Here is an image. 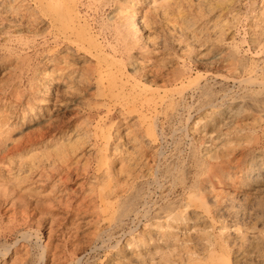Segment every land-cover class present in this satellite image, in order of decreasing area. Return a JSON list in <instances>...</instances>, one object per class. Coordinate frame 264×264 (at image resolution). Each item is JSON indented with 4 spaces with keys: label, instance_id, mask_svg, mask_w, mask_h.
Instances as JSON below:
<instances>
[{
    "label": "rangeland",
    "instance_id": "rangeland-1",
    "mask_svg": "<svg viewBox=\"0 0 264 264\" xmlns=\"http://www.w3.org/2000/svg\"><path fill=\"white\" fill-rule=\"evenodd\" d=\"M12 1L15 3H13ZM82 1L84 6H81V15H84L87 18L89 24L91 25V27H93L92 31H94L95 34L97 33L99 35V38L101 39V41H103L104 44L106 43L105 45L107 52L103 53L102 55L104 57L108 56L107 57L108 60H112L110 62L113 61H114L113 63L117 62L115 63L117 65L120 63L119 64L120 70L123 69L124 71L127 68L125 70L127 71V74L129 73V75H131L133 79L135 78L134 80L136 82H138L139 80L140 83L138 84H140L141 86H143L144 84H146L144 86H148L150 84L149 86H152L154 88L159 87L160 89H163L164 87L165 88L168 87L167 89H170V91L173 89L175 90L176 88H179V85L181 84H177V85L175 84L173 86H170L169 84H167L168 82L166 79L171 78L172 76L177 74L179 75L182 72L186 74V80L184 79V81L187 82L186 83L187 87L190 85L193 86V84L198 83V81L201 82L202 84H205L208 81V83L215 89V90L213 89L214 92L218 93V94L216 93L217 95L216 97L219 99L217 101L218 102L221 101V103L227 102L225 103L226 105L223 104L221 107L219 106L220 108L216 109L215 110L216 112L213 114L210 108L209 109L206 108L205 109L206 111L203 110L202 112L197 113L196 108L199 107L198 106L199 100L200 98L203 97H200L198 95L199 98H197L196 95V97L193 98L192 92H188V94H186L185 96V102L183 99L179 100L180 102L182 101L183 104L181 103L179 108H177L176 112L178 113H175L176 117L174 116V118L168 119L164 115H160V127H159L161 128L160 132L161 131L163 132L164 130V132L160 134L161 136L158 134L156 136H153L152 132L146 134L147 130L145 129L146 131H144L140 127L144 124V122L147 119L151 121V119H153L152 115L154 114L153 110L147 111L146 105L149 104L148 102H145V100L127 101L126 104V100L124 99V96L117 94L112 95L109 92V90L100 87L102 85L96 76H98L97 74L98 71L101 70L103 71L104 68L106 69V64H103L102 67H98L96 65L98 63L97 62L98 60L96 61V59L94 58L91 59L85 52L79 51L77 46H75L74 44H72V47L53 46L54 51L52 53L49 52L50 54L47 53L48 51H46L45 48L47 47L48 43L46 42L47 40H49V42H52L53 39L51 32L53 31V29L51 28L52 26H50L49 21L47 19L42 18L41 21L40 20L34 21L33 18H31L32 15H30L29 11L31 9L32 0L30 1L22 0V3L21 0H17V1L0 0V111H1L0 120L7 115L6 113L14 112L13 116L10 118L13 123L12 122L9 123L11 124V126L14 127L12 136L14 137L16 136V138L26 137L25 135L27 134L36 136L39 134L37 133L38 131L42 130L41 131L42 133L45 132V130L46 131L52 130L51 132H58V133L60 132V134L62 135L65 134L64 135L65 137H71L73 139L79 137L82 140V141L80 140L81 142L78 143L79 144L78 147L80 146L79 148L80 151L78 149L75 155L71 154L72 157L70 156L69 158H65L64 161L62 160L60 162L59 161L56 162V164H58L56 165L58 171H56V169L54 168L49 169V175L51 174V176L53 177V178L51 177L50 180L51 182L49 183L53 184L56 180L59 179L58 176L59 173H61L60 175H62V172H64L63 170H66L67 166L70 167L71 165L72 167L70 168L71 175L69 174V177L71 179H68L67 182L65 176L66 181L62 183L61 189H64L66 187L64 190H66L67 193H69V195L72 196L74 195L73 198L74 199L76 198L77 202L83 200V204H82L83 206H81L82 211L81 210L78 211L79 213L76 211L67 213L65 212L66 210L63 209L61 211L59 210L55 211L54 209L48 210L47 207L44 206V210H43L44 213L43 212H42L43 214L37 213V215L33 216L30 223L31 225L29 224V226L27 228H24L23 231L31 232L34 231L37 227H39L40 229L39 236H41L42 241L46 242L48 238L49 224L52 222L50 220L53 219L52 217L53 215L55 216V218H57L55 219L56 222H54L55 223L54 225L56 226L55 228L57 230L55 234L56 237H54V239H55V243L58 244L57 245L58 247L54 249V251L52 252L56 254V258L54 261H51L50 253H49L46 264H54V263L70 264L72 260L76 259L75 252L77 249H78L77 253L79 252V254H81V252H83L84 257L82 260V264H114V263L140 264V262L137 261L138 250L135 249L134 251L125 252V250L122 251L120 250V246L122 245L124 246L126 240L130 239L132 235H135L138 232L140 233V231L142 232L143 229H146L145 219L142 217L141 213H138L137 215V211L142 209V201H136V203L134 204L136 207V211L127 213V215L124 216L125 218L124 217L122 218L120 224L115 222V218L117 215H119L121 210L120 203L119 200H117L116 198V200L114 199H112L113 201L110 200L113 203V206L110 204L107 207L102 204V200L104 199V201H106L107 199L106 197L102 198L100 196L102 192L105 193L107 190L106 186L101 181L103 175L102 173L105 172L104 170H109L111 171L114 178L119 174V177L117 178L120 179L121 182H123V180L126 182L127 179H124L123 176H125V178L127 177L126 173L128 171L127 170L128 168H125L124 166V170L122 172L121 171L122 169L120 167L122 162H124V160L126 162L125 164L131 168V171L132 170L134 171L133 175L134 177L136 176L135 179L137 178L136 181L138 183H140L141 181L143 182V180L145 181V179L147 180L146 176L142 178L139 176H143V174L148 173L149 170H150L149 175L151 174L153 175L157 167L160 170H162L163 168H165L166 166H170L171 164V167L174 168L173 171L177 173L175 171V170L179 171L178 169L175 168L177 167V164H179L177 162L181 163V161H183L182 159L187 157L190 151L188 148L190 146V142H194L196 144L197 150L200 152V155L205 157L208 155L209 151H211V153H215L219 149L220 150L224 149V151H226L229 148H231V150L232 149L234 150L235 149L234 147H236L234 151L232 150L234 152V153L232 152L233 155L236 156L231 155V158L233 157L236 158L234 161L236 163L233 162L234 164L232 163L230 164L231 166L229 165V167H231L230 169L231 173L233 174V171H235L234 174L235 173L241 174V173H246L248 170V172L250 171L251 173L250 182H252V179H255L256 175L258 174V171L260 169H264V163H262L264 162V117L262 120H260L261 114L264 115L263 112L264 102L262 104L260 103L258 107L257 105H254L256 102L254 100L255 97L258 98V96H261V94L259 93V91L262 90L261 85L258 86L259 85L258 82L255 83L253 89L254 91H257L258 89V91L252 95L250 93L247 94V91L251 89V86H247L245 82L243 84L242 80L248 78L250 75H256V74H257L256 75L257 80L259 77L262 76L261 77L262 79L259 78L258 81L264 80V70H263L264 69V64H263L264 63V31H263L264 30V26H263L264 0H229V1L228 0H224V1L223 0H168V1L157 0L159 6H157V4L156 6L152 5V2L154 0H82ZM165 2L167 4H164ZM7 6L8 7L10 6V8H8ZM14 8H16V11L14 10ZM134 8H136L137 10L139 9L138 19L142 24H143V16L146 12L150 19H149V23L147 24L145 23L146 29L143 28L144 31L143 36L145 41L136 42L137 45L136 43H134L130 51L132 57L131 56L128 57L127 54L124 55L119 54L120 52H122L121 51L122 49L120 50V48H122L123 44L121 43V41L119 42L117 41L119 43V44L116 43L117 45L114 44L117 40L115 39L116 36L115 33L117 26L125 21L124 20L126 19L125 16H130L129 14L132 13ZM1 12L2 13L5 12V13L2 14ZM26 12L29 14V16ZM123 12L125 13V16ZM21 13L23 14L24 17H22ZM18 14L20 15L18 16ZM103 24L105 26H103ZM260 26H262L263 28ZM37 28L41 29L40 32L41 31L42 32L38 36H34L35 35L34 32L38 30ZM151 36H153V38ZM117 37H119V34L116 36V38ZM108 42L110 45L108 44ZM142 43H144L146 47ZM107 54H110L113 57ZM256 62L259 64H257ZM242 64L244 65V67ZM255 70L257 71V73ZM261 70L263 72H261ZM51 71H53L56 74L57 78H60V81L59 79L58 80L56 79L53 83V86L50 89V92L48 93L49 96H46L47 98H42L45 97L43 95H46L45 92L46 81ZM234 76L237 78L236 81L234 80L235 79ZM88 80L90 82H88ZM161 82L163 83L165 82V83L163 84ZM215 82L217 83L214 86ZM240 82H242L241 83L242 85L240 84ZM105 85H107V80L104 79V86ZM97 87L99 88V90L101 89L102 91L103 90L106 91L100 92L98 91ZM188 88L187 91L189 90ZM224 88L227 89L225 90ZM56 92L57 94L55 95ZM226 93H228V98L226 97L222 99ZM238 94L241 95V97ZM56 96L57 97L59 96L60 98L59 101L57 100L58 98H56ZM231 96L234 98H232ZM41 98L46 103L43 106V108L38 106V102L39 100H41ZM55 100H57L58 102ZM253 100H254V104H253ZM248 101L251 103H249ZM188 102L189 103L192 102V105L194 106H192ZM143 106H146V108L144 109L142 118H140L138 117V114L134 112V110L138 108L143 109L144 108ZM188 106L190 107L192 106L191 109L194 112L193 113L194 118L189 123H187V116H188L187 112L189 111L186 110L188 109L186 108ZM246 107L248 109H246ZM243 110L245 112H243ZM50 113L51 115L48 116V114ZM146 114H147V119L145 120V118L143 117ZM179 114L181 116L184 114L185 116L183 115L182 116L183 118L182 117L180 118ZM206 115L208 116L205 117ZM50 116L52 117V120L48 123L46 119ZM24 117L26 118L25 119L26 124L20 125V127L19 126L15 127L14 125L18 121L19 124H21V121H23ZM199 117H200V121H199ZM253 117L257 121L258 120L261 121V123H259L260 125H257L256 120ZM177 118L180 120H178ZM185 121L187 125H185ZM196 121H199L200 123ZM208 121L210 122L208 123ZM177 122L178 124H176ZM180 122H182L183 125H181L182 123ZM45 123H47V125ZM243 124H245V126H243L242 128ZM246 124H247V128H246ZM39 127H42V129ZM43 129L45 130L43 131ZM132 130L135 133L133 132L134 134L132 133V135L129 136L127 133L128 131H132ZM138 131L139 132L141 131L142 134L141 132L139 133ZM133 135L138 136L137 141H133L134 139L132 138ZM127 136H129L130 138ZM140 136H142L143 138L141 137L142 139H140ZM201 141H203L204 143ZM130 143H132V145L134 144V146L136 147H133ZM231 143L232 144L234 143L233 146ZM239 144L241 145L239 146ZM135 148L138 150V151L136 150L137 152L135 150L133 151V149ZM139 148H142L144 150L142 149L139 150ZM157 148L159 152L157 151L155 153L154 151L157 150ZM130 149L133 151V152L131 151L132 154H134L133 156L131 153L130 154L128 153L130 152ZM101 150L104 152L107 151L106 155L111 160L110 167L107 166L106 164L103 165L101 164L102 163V160H100ZM152 151L154 153H152ZM134 152L137 154H135ZM81 153L84 155H82ZM152 154L155 155V157ZM125 155L128 156L126 157ZM130 155L132 158L135 156V158L132 159ZM125 157L127 159L130 157L129 158L131 159L130 162L133 161L132 162L133 164L130 163L129 160H126ZM160 158L162 160H160ZM158 160L161 162H159ZM145 161L146 162L149 161L150 165L149 163L146 164ZM129 164L131 165L129 166ZM136 164H138L139 166ZM60 167L61 169H59ZM99 168H102V170L98 172ZM116 168H118V170L120 168L118 173H115L117 172ZM52 169L53 171H51ZM114 169L115 171H113ZM100 176L101 178H99ZM122 177L123 180L121 179ZM118 179L115 178V180ZM95 180L99 181L100 183L99 184L96 183L97 186L95 185L96 187L94 186L95 188L91 190L92 186L95 184ZM125 182H123V184ZM92 183L93 185H91ZM89 187L91 188L89 189ZM127 187L128 186H126V189ZM129 188L130 186L128 187L127 190L124 191L123 194L125 196L130 194L131 189ZM90 190L94 193L90 194L91 192ZM154 190L156 193L155 192L153 193ZM44 191L49 192L50 191L49 187L47 186ZM70 192H72L73 194H70ZM150 192H152V196H151V198L153 197L151 199L152 202L158 201V203L156 204L157 207L155 206L153 207V209L156 208V211L158 210L157 212H161L160 213L161 216H164V214L162 215L163 211L160 210L161 206L165 205L164 202L160 201L159 194L161 193V191L158 190L155 186H151ZM179 192L175 194L176 198L182 196L181 195L182 191L180 193ZM263 192L261 194V197L263 196L262 203L264 202ZM76 193L78 194V197ZM94 195L97 196L95 197ZM90 197L92 198L94 197V198L92 199ZM85 198L87 199L85 200ZM114 201H116V204L118 206L114 203ZM137 203L139 204L137 205ZM160 203L162 204L160 205ZM250 205H251L250 202H247L245 205H243V207H241L242 209L241 208L238 209L240 211L237 214L238 220L236 218V215H232L234 213L231 214L232 216H234V218L231 215H228L229 217L228 216L226 218L222 217L223 218L222 219L219 218V215L213 212L211 214L204 213V215L202 214L201 216H198V219L193 218L191 219L192 221L190 220L188 221L189 224L188 223L181 224L178 229L174 230V233L175 232H176L175 234L178 233V237H179L174 247H176L178 251H183L186 245L191 244V250L192 248H195L194 251L197 250V252H199L198 249H201L205 245L204 241L207 243V239H211V238L213 240L217 239L216 243H219L221 241L220 244H224V241H226L228 237H230L231 239H229V241L231 240L230 242L232 243V238L234 239L235 237L233 233L234 231L233 229H236L235 228L236 226H234L233 229L231 228L233 231L232 230L228 231V229L223 230L222 226L227 223H228L227 225H230L231 223L233 224L235 223L233 221L237 220L239 222L237 221L236 222L239 225H241V227L243 226L241 228L242 231L248 232L249 240H247L246 243V246L248 248L246 246L245 247L248 250H255V248L257 249L256 251H259L261 249L263 250L264 249V226H263L264 205L262 204L261 206H258L257 203L252 208ZM255 206L257 208L254 209ZM249 208L251 209V211L253 210L252 216L254 218H252V220L247 219L248 216L242 218V213L249 210ZM259 208H261V211ZM156 211L154 210L153 212L154 215L155 213H157ZM75 212L78 215H76ZM255 212H258L259 214L262 213V215H259L261 219L258 216L256 217L257 213ZM76 216H78L77 218H79L80 220L84 221L82 223L84 225H80L82 227L79 228V230H81L79 231V235H78L79 237L77 236L76 238H73L75 231H72L68 227H70V221L74 219ZM193 216L194 215H192V217ZM2 218H1L2 221L0 222L1 245L7 243L6 239H8V236L6 235V233L7 234L9 233L6 230L8 222L6 221L5 217ZM241 219L244 220L242 221ZM247 220L248 221L250 220L249 223ZM252 221L255 227H257L254 228V230L252 228H247L244 226L245 225L244 223H246L248 226L249 224L252 225L253 224L251 223ZM114 223H116L118 227H116ZM120 225H122L123 227ZM136 225L138 226L137 228H135ZM196 225L199 227H197ZM88 230H90L91 232ZM131 230H133L134 234H131ZM227 232H231L233 233V235L230 236L227 235L226 237L225 235L227 234ZM204 234L207 236H205ZM211 234L217 236L213 237ZM223 234L225 237L223 236ZM18 235L19 234L17 235L13 234V238L8 240V243L9 244L14 243ZM250 235L252 236V238ZM34 236H32L31 241L28 242L25 240L24 242H22L24 246L22 245L19 247L20 248L19 252L21 254L19 257L20 260L18 259L15 264L38 263L41 248H39V246L36 244V240H35L36 237ZM98 236H100V238ZM210 236L212 237L210 238ZM205 237L207 238L205 239ZM189 238H191V241ZM223 238H225L226 240L225 239L223 240ZM181 239L182 241H180ZM183 239L186 241L184 242ZM119 241L121 242V244L120 246L116 247V245L118 244L117 242ZM163 243L161 242V245ZM183 244L185 245L184 247ZM199 244L201 245L199 246ZM164 245L165 243L163 244V246ZM251 245L254 247H252ZM230 250H231L230 248H227L225 253L229 254L232 257L230 258L233 264H238L234 256L235 254L233 249L231 251ZM117 253L119 254L117 255ZM221 253L222 252L220 250L217 251L216 252L217 257ZM233 260L235 263L233 262ZM0 264H6V263H4L3 259H0ZM209 264H222V263H219L217 259L216 263L210 262Z\"/></svg>",
    "mask_w": 264,
    "mask_h": 264
},
{
    "label": "bare ground",
    "instance_id": "bare-ground-1",
    "mask_svg": "<svg viewBox=\"0 0 264 264\" xmlns=\"http://www.w3.org/2000/svg\"><path fill=\"white\" fill-rule=\"evenodd\" d=\"M17 1V0H16ZM30 1V0H29ZM163 1V0H162ZM168 1V0H165ZM224 1V0H223ZM229 1V0H228ZM13 2V1H12ZM26 2V1H25ZM106 2V1H105ZM179 2V1H178ZM177 2V3H178ZM233 2V1H232ZM15 3V2H13ZM22 3V0H21ZM20 3V5H21ZM30 3V2H29ZM85 3V2H84ZM93 3V2H92ZM97 3V2H96ZM130 3V2H129ZM171 3V2H170ZM168 3V4H170ZM173 3V2H172ZM123 4V3H122ZM127 4V3H126ZM159 6L158 5V1L154 0L152 2L153 6ZM164 4H167L166 2ZM181 4V3H180ZM209 4V3H208ZM214 4V3H213ZM220 4V3H219ZM19 5V6H20ZM177 5V4H176ZM215 5V4H214ZM235 5V4H234ZM18 6V5H17ZM25 6V5H23ZM81 6L83 5V1L82 0H32V4H31V9H30V15L31 18H33L34 21L43 19H47L49 21L50 26H52L51 28L53 29V31L51 32L52 34V42H49V40H47L46 43L47 47L45 48L46 51L49 52H53L54 51V47L60 46V47H64V46H71L72 44H74L75 46H77L79 51L85 52L91 59H96V61L98 62L96 65L98 67H102L103 64H106V69L104 68V70L102 71H98V76H96L98 78V80L100 81L101 85L100 87L105 88L107 90H109V92L114 95H122L124 96V99L126 100V104L127 101H144L148 102L149 104L146 105L147 106V111H154V114L152 115L151 121H149L147 119V114L143 117L145 118V122L144 124L140 127L142 128L144 131H146V134H149V132H152L153 136H156L157 134L160 135L163 132L161 130L160 127V115H164L166 118L170 119V118H174L175 113L177 111V108H179V106L181 105V103L183 104V102L179 101V100H184L185 102V96L186 94H188V92H192V97H196L197 98L198 95L200 97L199 100V107L196 108L197 113L202 112L203 110H205L206 108H210V110L212 111V114L215 113L216 109H219L223 104L227 103V102H222L221 101H217L219 100L216 96V93L214 92V88L208 83V81L205 84H202L201 82L198 81V83H194L193 86H188L187 87V82L184 81V79L186 80V74L185 73H180L179 75H174L171 78L166 79L167 80V84H169L170 86L173 85H177V84H181L179 85V88H176L175 90H171L167 89L168 87H164L163 89L158 88H154L152 86H144L146 84H144L143 86H141L138 80V82H136L133 77L131 75H129V73L127 74V71H123L119 69V64H115L113 62H110L112 60H108V56L104 57L102 54L106 53V43L104 44L103 41H101V39L99 38V35L94 31H92L91 25L89 24L87 18L84 15H81ZM132 6V5H131ZM175 6V5H173ZM213 6V5H212ZM221 6V5H220ZM231 6V4H230ZM8 7V6H7ZM14 7V6H13ZM136 7V6H135ZM218 7V6H217ZM10 8V6L8 7ZM12 8V7H11ZM20 8V7H19ZM23 8V7H22ZM212 8V7H211ZM216 8V7H215ZM102 9V8H101ZM166 9V8H165ZM189 9V8H188ZM13 10V9H12ZM11 10V11H12ZM14 10L16 11V8H14ZM13 10V11H14ZM19 10V9H18ZM139 10V9H138ZM138 10L136 8L133 9L132 13L129 14L130 16H124L126 17V19H124L125 21L121 24H117V28H116V36L119 34V37L115 39L116 43H118L119 41H121V43L123 44L122 48H120V50L122 52H120L119 54L124 55L127 54L128 57L131 56V49L134 43L136 42H144V36H143V28L146 29L145 23H149V16L147 15V12L144 14L143 16V24L140 22V20L138 19ZM148 10V9H147ZM163 10V9H162ZM181 10V9H180ZM179 10V11H180ZM210 10V9H209ZM207 10V11H209ZM220 10V9H219ZM12 11V12H13ZM14 11V12H15ZM24 11V10H23ZM153 11V10H152ZM10 12V11H8ZM7 12V13H8ZM22 12V11H21ZM127 12V11H126ZM162 12V11H161ZM164 12V11H163ZM168 12V11H167ZM2 13V12H1ZM5 13V12H3ZM2 13V14H3ZM20 13V12H19ZM27 13V12H26ZM122 13V12H121ZM17 14V13H16ZM22 14V13H21ZM28 14V13H27ZM162 14V13H161ZM180 14V13H179ZM264 14V13H263ZM20 14H18L19 16ZM12 16V15H11ZM29 16V14H28ZM166 16V14H165ZM168 16V14H167ZM263 16V15H262ZM22 17L23 14H22ZM119 17V16H118ZM121 17V16H120ZM259 17V16H258ZM261 17V16H260ZM264 17V16H263ZM2 18V17H1ZM15 18V17H14ZM20 18V17H19ZM26 18V17H25ZM156 18V17H155ZM5 19V18H3ZM11 19V18H10ZM16 19V18H15ZM22 19V18H21ZM152 19V18H151ZM168 19V18H167ZM194 19V18H193ZM264 19V18H263ZM13 20V19H12ZM29 20V19H28ZM122 20V18H121ZM189 20V19H188ZM196 20V19H195ZM46 21V20H45ZM264 21V20H263ZM18 22V21H17ZM154 22V21H153ZM160 22V21H159ZM28 23V22H27ZM30 23V22H29ZM169 23V22H168ZM186 23V22H185ZM190 23V22H189ZM259 23V22H258ZM262 23V22H261ZM152 24V22H151ZM167 24V23H166ZM171 25V24H170ZM48 26V25H47ZM103 26H105L103 24ZM111 26V25H108ZM107 26V27H108ZM190 26V25H189ZM264 26V25H263ZM46 27V26H45ZM44 27V28H45ZM95 27V26H94ZM106 27V29H107ZM193 27V26H192ZM262 27V26H260ZM35 28V27H34ZM39 28V27H38ZM37 28V29H38ZM187 28V27H186ZM263 28V27H262ZM43 29V28H42ZM149 29V28H148ZM158 29V28H157ZM261 29V28H260ZM41 29H38L34 32V36H38L41 32ZM115 30V29H114ZM178 30V29H177ZM99 31V30H98ZM172 31V30H171ZM264 31V30H263ZM112 32V31H111ZM114 33V32H113ZM206 34V33H205ZM204 34V36H205ZM108 35V34H107ZM114 35V34H113ZM193 35V34H192ZM191 35V36H192ZM114 37V36H113ZM153 38V36H151ZM155 38V37H154ZM114 39V38H113ZM112 39V40H113ZM214 39V38H213ZM118 41V42H117ZM162 41V40H161ZM147 43V42H146ZM145 43V44H146ZM109 44V42H108ZM119 44V43H118ZM144 45V43H142ZM110 45V44H109ZM117 45V44H116ZM137 45V43H136ZM189 45V44H188ZM191 45V44H190ZM54 46V47H53ZM135 46V45H134ZM145 46V45H144ZM160 46V45H159ZM166 46V45H165ZM141 47V46H140ZM143 47V46H142ZM146 47V46H145ZM257 47V46H256ZM76 48V47H75ZM203 48V47H202ZM119 49V48H118ZM117 49V52H118ZM160 49V48H159ZM184 49V48H183ZM77 50V51H78ZM111 50V49H110ZM119 50V51H120ZM134 50V49H133ZM76 51V50H75ZM146 51V50H145ZM148 51V49H147ZM151 51V50H150ZM156 51V50H154ZM74 53V52H73ZM50 54V53H49ZM262 54V53H261ZM59 55V54H58ZM110 55V54H107ZM116 55V54H115ZM126 55V56H127ZM150 55V54H149ZM103 56V57H101ZM112 56V55H110ZM76 57V56H75ZM113 57V56H112ZM132 57V56H131ZM82 58V57H81ZM116 58V57H115ZM113 59V58H112ZM231 60V59H230ZM117 61V60H116ZM134 61V60H133ZM251 61V60H250ZM237 62V61H236ZM126 63V62H125ZM240 63V62H239ZM244 63V62H242ZM257 63V62H256ZM255 63V64H256ZM54 64V63H53ZM122 64V63H121ZM259 64V63H257ZM264 64V63H263ZM243 65V64H242ZM246 66V65H245ZM250 66V64H249ZM256 66V65H255ZM97 67V68H98ZM239 67V66H238ZM244 67V65H243ZM257 67V66H256ZM54 68V67H53ZM121 68V66H120ZM55 69V68H54ZM64 69V68H63ZM99 69V68H98ZM248 69V68H247ZM251 69V68H250ZM263 69V68H262ZM52 70V69H51ZM79 70V69H78ZM94 70V69H93ZM158 70V69H157ZM156 70V71H157ZM260 70V69H259ZM264 70V69H263ZM54 71V70H53ZM51 71V73L49 74L47 81H46V88H45V92L46 95H43L45 97L42 98H47L46 96H49L48 93L50 92L51 87L53 86L54 81L60 78H57L56 74ZM89 71V70H88ZM256 71V70H255ZM50 72V71H49ZM48 72V73H49ZM83 72V71H82ZM94 72V71H93ZM145 72V71H144ZM180 72V71H179ZM184 72V71H183ZM247 72V71H246ZM261 72H263L261 70ZM76 73V72H75ZM154 73V72H153ZM254 73V72H253ZM257 73V71H256ZM58 74V72H57ZM64 74V73H63ZM88 74V73H87ZM86 74V75H87ZM94 74V73H93ZM163 74V73H162ZM260 74V73H258ZM60 75V74H59ZM139 75V74H138ZM156 75V74H155ZM206 75V74H205ZM243 75V74H242ZM257 75V74H256ZM256 75H250L248 78L242 80L243 84L244 82L247 84V86H251V89L248 90L250 92L247 91V94H255L257 91H254L253 86L255 83L258 82V86L261 85L262 90L259 91V93L261 94V96H258V98L255 97V104H254V100H253V104L257 105V107L259 106V104L264 102V80L263 81H258ZM61 76V75H60ZM59 76V77H60ZM70 76V75H69ZM88 76V75H87ZM248 76V75H246ZM259 76V75H258ZM62 77V76H61ZM135 77V76H134ZM159 77V76H158ZM232 77V76H231ZM230 77V78H231ZM235 77V76H234ZM70 78V77H69ZM90 78V77H88ZM107 78V79H106ZM153 78V77H152ZM160 78V77H159ZM158 78V79H159ZM191 78V77H190ZM206 78V76H205ZM104 79L107 80V85L104 86ZM155 79V78H154ZM234 79V78H233ZM236 77H235V81H236ZM242 79V78H241ZM262 79V78H261ZM66 80V79H65ZM84 80V79H83ZM90 80V79H89ZM88 80V82H90ZM97 80V81H98ZM151 80V79H150ZM149 80V81H150ZM190 80V79H189ZM71 81V80H70ZM73 81V80H72ZM87 81V80H86ZM152 81V80H151ZM155 81V80H153ZM81 82V81H80ZM96 82V81H95ZM239 82V81H237ZM240 82V84L242 83ZM66 83V82H65ZM72 83V82H71ZM148 83V82H147ZM152 83V82H151ZM163 83V82H161ZM165 83V82H164ZM163 83V84H164ZM217 82L214 83V86ZM56 84V83H55ZM67 84V83H66ZM95 84V83H94ZM234 84V83H233ZM239 84V83H238ZM76 85V84H75ZM89 85V84H88ZM99 85V83H98ZM156 85V84H155ZM162 85V84H161ZM242 85V84H241ZM58 86V84H57ZM159 86V85H157ZM164 86V85H163ZM169 86V87H170ZM246 86V85H245ZM257 86V88H258ZM88 87V86H87ZM156 87V86H155ZM224 87V86H223ZM234 87V86H233ZM256 87V86H255ZM65 88V87H63ZM98 88V87H97ZM187 88L189 89L187 91ZM238 88V87H237ZM244 88V87H243ZM248 88V87H247ZM250 88V87H249ZM260 88V87H259ZM58 89V87H57ZM214 89V90H213ZM225 89V88H224ZM227 89V88H226ZM225 89V90H226ZM230 90V89H229ZM241 90V87H240ZM243 90V89H242ZM247 90V89H246ZM245 90V91H246ZM256 90V88H255ZM62 91V89H61ZM100 92H104L106 90H99ZM234 91V90H233ZM93 92V91H92ZM226 92V91H225ZM232 92V91H231ZM243 92V91H242ZM238 93V92H237ZM244 93V92H243ZM57 94V92L55 93V95ZM59 94V93H58ZM218 94V93H217ZM240 94V93H239ZM238 94V95H239ZM60 95V94H59ZM63 95V94H62ZM61 95V96H62ZM73 95V94H72ZM110 95V94H109ZM221 95V94H220ZM224 95V94H223ZM231 95V94H230ZM19 96V95H18ZM66 96V95H65ZM70 96V95H69ZM236 96V95H235ZM241 97V95H239ZM238 96V97H239ZM53 97V96H51ZM228 98V93H226L222 99L224 98ZM232 97V96H231ZM230 97V98H231ZM237 97V98H238ZM243 97V96H242ZM247 97V96H246ZM41 98V100H39L38 102V106L42 107L46 104L44 102V100ZM56 98H58L57 100L59 101V96ZM75 98V97H74ZM191 98V97H190ZM234 98V97H232ZM231 98V99H232ZM55 99V98H54ZM187 99V98H186ZM203 99V100H202ZM221 99V100H222ZM236 99V98H235ZM245 99V98H243ZM55 100V101H57ZM73 100V99H72ZM191 100V99H190ZM250 100V99H249ZM38 101V100H37ZM57 101V102H58ZM62 101V100H60ZM70 101V100H69ZM188 101V100H187ZM228 101V100H227ZM235 101V100H234ZM56 102V103H57ZM249 102V101H248ZM187 103V102H186ZM189 103V102H188ZM251 103V102H249ZM119 104V103H118ZM131 104V103H130ZM189 104L192 105V102H190ZM197 104V103H196ZM55 105V104H54ZM57 105V104H56ZM63 105V104H62ZM226 105V104H225ZM146 106H143L144 108H138L135 109L134 112H136L138 114V117L142 118L144 109L146 108ZM184 106V105H183ZM187 106V105H186ZM194 106V105H192ZM191 106V107H192ZM197 106V105H196ZM220 106V107H219ZM245 106V105H244ZM261 106V105H260ZM54 107V106H53ZM65 107V106H64ZM190 106L186 107L188 109L189 112H187L188 116H187V123H189L193 118H194V112L191 109ZM63 108V107H62ZM223 108V107H222ZM225 108V107H224ZM255 108V107H254ZM31 109V108H30ZM34 109V108H33ZM49 109V108H48ZM184 109V108H183ZM246 109H248L246 107ZM260 109V108H259ZM264 109V108H263ZM37 110V109H36ZM179 110V109H178ZM185 110V111H186ZM221 110V109H220ZM245 110V109H244ZM243 110V112H245ZM251 110V109H250ZM253 110V109H252ZM255 110V109H254ZM261 110V109H260ZM45 111V110H44ZM52 111V110H51ZM131 111V110H129ZM184 111V110H183ZM206 111V110H205ZM223 111V110H222ZM221 111V112H222ZM248 111V110H247ZM1 112V111H0ZM13 112V111H12ZM182 112V111H181ZM208 112V111H207ZM206 112V113H207ZM220 112V111H219ZM242 112V113H243ZM264 112V111H263ZM14 113V112H13ZM13 113H6L5 117H3V119L0 120V222L2 221V217H5L7 223V227L6 230L7 232H9L8 234L6 233V235L8 236L7 243H4L3 245L0 244V259H3L4 263L6 264H15L16 261L19 259L20 257V252H19V247L22 246V242L26 241H31L32 236L36 237V244L39 246V248H41V252L39 255V259H38V263L37 264H46L47 262V258L48 255L50 253V258L51 261H54L56 258V254L52 253L54 251V249H56L58 246V244L55 243V239L54 237L56 234V226L54 225L56 222L55 216L53 215V219L50 220L52 221L49 224V230H48V238L47 241L44 242L41 240V236H39V232L40 229L39 227H37L34 231H23L24 228H27L29 226V224L31 223L32 217L37 215V213H41L43 214V210H44V206L47 207V209H51V210H59L61 211L66 210L65 212L67 213H71V212H78L81 210V206H83V200L80 202H77V199L73 198L74 195H69V193H67L66 190L61 189L62 183L65 182L68 179H71L69 177L70 174V167L67 166L66 170H63L64 172H62V175H60L61 173H59V179L58 180H54L53 184L49 183L51 182V174L49 175V169L54 168L56 169V171H58L56 165L57 161H64L65 158H69L71 156V154H76V152L78 151V149L80 148V146L78 147V143H80L82 140L81 138H71V137H65L64 135L60 134V132H51L50 130H45L43 129V131L45 130V132L41 133V131H38L37 133H39L38 135H25L26 137H22V138H16V136H12L13 134V130L14 127L11 126V124L9 122L11 121V117L13 116ZM196 113V112H195ZM210 113V112H209ZM240 113V114H242ZM34 114V113H33ZM39 114V113H38ZM220 114V113H219ZM222 114V113H221ZM3 115V114H2ZM1 115V116H2ZM24 115V114H22ZM51 115L48 114V116ZM180 115V114H179ZM184 115V114H183ZM182 115V116H183ZM202 115V114H201ZM39 116V115H38ZM44 116V115H41ZM124 116V115H123ZM135 116V115H134ZM180 115V118L182 117ZM185 116V115H184ZM204 116V113H203ZM208 115H206L205 117H207ZM212 116V115H211ZM218 116V114H217ZM221 116V115H220ZM246 116V115H245ZM34 117V116H33ZM36 117V116H35ZM176 117V116H175ZM231 117V116H230ZM260 120L263 119L264 115L261 114L260 116ZM21 118V117H20ZM30 118V117H29ZM54 118V117H53ZM56 118V117H55ZM183 118V117H182ZM186 118V117H185ZM184 118V119H185ZM202 118V117H201ZM210 118V116H209ZM215 118V117H212ZM254 118V117H253ZM25 117L23 118V121H21V124H19V121L14 125L15 127H20V125H24L25 123ZM42 119V118H41ZM58 119V118H57ZM178 119V118H177ZM255 119V118H254ZM258 119V118H257ZM52 120V117H48L46 119V121L49 123ZM59 120V119H58ZM137 120V119H136ZM180 120V119H178ZM177 120V121H178ZM202 120V119H201ZM217 120V119H216ZM231 120V119H230ZM253 120V119H251ZM256 120V119H255ZM17 121V120H16ZM39 121V120H38ZM98 121V120H97ZM176 121V120H175ZM183 121V120H182ZM199 121H200V117H199ZM196 121V122H199ZM206 121V120H205ZM211 121V119H210ZM208 121V123L210 122ZM132 122V121H131ZM130 122V123H131ZM135 122V121H134ZM179 122V121H178ZM178 122L176 124H178ZM255 122V121H254ZM253 122V123H254ZM13 123V122H12ZM52 123V122H51ZM50 123V124H51ZM54 123V122H53ZM56 123V122H55ZM182 123V122H180ZM186 121H185V125H187ZM200 123V122H199ZM233 123V122H232ZM237 123V122H236ZM246 123V122H245ZM252 123V121H251ZM257 125H260L259 123H261V121H257L256 120ZM255 123V124H256ZM47 125V123H45ZM125 124V123H124ZM240 124V123H239ZM54 125V124H53ZM183 125V123L181 124ZM237 125V124H236ZM241 125V124H240ZM45 126V125H44ZM177 126V125H176ZM196 126V124H195ZM206 126V124H205ZM245 126V124L242 125ZM133 127V126H132ZM178 127V126H177ZM175 127V128H177ZM183 127V126H182ZM188 127V126H187ZM210 127V126H209ZM220 127V126H219ZM263 127V126H262ZM45 128V127H44ZM229 128V127H228ZM234 128V127H233ZM246 128H247V124H246ZM49 129V128H48ZM146 129V130H145ZM181 129V127H180ZM197 129V128H196ZM206 129V128H205ZM238 129V127H237ZM17 130V129H16ZM55 130V129H54ZM185 130V129H184ZM187 130V128H186ZM37 131V130H36ZM35 131V132H36ZM181 131V130H180ZM33 132V131H32ZM34 132V133H35ZM134 131H128V135H132ZM139 132V131H138ZM141 132V131H140ZM139 132V133H140ZM250 132V131H249ZM36 133V134H37ZM135 133V132H134ZM133 133V134H134ZM186 133V132H185ZM197 133V132H196ZM236 133V132H235ZM26 134V133H25ZM142 134V132H141ZM144 134V132H143ZM151 134V133H150ZM70 135V133H69ZM163 135V134H162ZM127 136V137H129ZM144 136V135H143ZM148 136V135H147ZM161 136V135H160ZM158 136V137H160ZM198 136V135H197ZM84 137V136H83ZM82 137V139H83ZM111 137V136H110ZM138 136L133 135L132 138L133 141H137ZM142 136H140V139ZM169 137V136H168ZM171 137V136H170ZM184 137V136H183ZM200 137V136H199ZM246 137V136H245ZM130 138V137H129ZM156 138V137H155ZM207 138V137H206ZM232 138V137H229ZM158 139V138H157ZM160 139V138H159ZM172 139V138H171ZM81 140V141H80ZM154 140V139H153ZM156 140V139H155ZM232 140V139H230ZM234 140V139H233ZM110 141V140H109ZM143 141V140H142ZM107 142V141H106ZM128 142V141H127ZM130 142V141H129ZM132 142V141H131ZM141 142V141H140ZM180 142V141H179ZM203 142V141H201ZM228 142V141H227ZM231 142V141H230ZM134 143V142H133ZM144 143V142H143ZM204 143V142H203ZM212 143V142H211ZM226 143V142H225ZM87 144V143H86ZM89 144V143H88ZM132 145V143H130ZM138 144V143H137ZM202 144V143H201ZM232 144V143H231ZM234 144V143H233ZM232 144V146H233ZM144 145V144H142ZM150 145V144H149ZM162 145V144H161ZM230 145V144H229ZM241 144H239L240 146ZM243 145V144H242ZM127 146V145H126ZM133 147L134 144L132 145ZM138 146V145H137ZM189 146V145H188ZM226 146V145H225ZM230 146V147H232ZM247 146V145H246ZM131 147V146H130ZM139 147V146H138ZM137 147V148H138ZM141 147V144H140ZM145 148V146H144ZM189 148V153L187 155V157H185L184 159H182L183 161L177 162L179 164H177V167H175L176 169H178L179 171L175 170L177 173H175L173 171V167L170 166H166L165 168H163L162 170H160L158 167L156 168L154 174L149 175V171L148 173L143 174V176H139V177H147V180L145 179V181L143 180V182L141 181L140 183H138L133 175V170L131 171V168L128 167L124 162H122L121 164V171L123 172L124 170V166L125 168H128L127 170V177L124 179H127L126 182L123 180V177L121 178L123 180V182L125 183L123 184V182L120 181V179H118L116 176L115 178L118 180H115L114 176L112 175L111 171L109 170H104L105 172L102 173V183L106 186V192H102L101 193V197L102 198H107L106 201H104V199L102 200V204L104 206L108 205H112L113 203L110 201L112 199L119 200L120 203V213L119 215L116 216L115 218V222H117L118 224L121 223L122 218L124 216L127 215V213L129 212H135L136 211V207H135V203L136 201H142V209L137 211V215L138 213H141L142 217L145 219L146 221V229H143L142 232L140 231V233L138 232L135 235H132L130 237V239L126 240L125 245L120 246L121 242H117L118 244L116 245V247L120 246V250H125V252H130V251H134L135 249L138 250L137 253V261L140 262V264H209L210 262H214L216 263L217 259L219 261V263L222 264H233L231 262V256L229 254H226L225 251L227 250V248H230L231 250L233 249L234 251V256L235 259L237 261L238 264H264V249L256 251L257 249L255 248V250H248L246 243L247 240H249L248 237V232H244L242 231V227L241 225H239L237 222L238 217L237 214L240 212L238 209H240L241 207H243V205H245L247 202H250V206L251 208L256 205L258 203V206H261L262 204L264 205V202L262 203V197L261 194L263 192V185H264V169H260L258 171V174L256 175L255 179H252V182H250V171L246 173H235V171H233V174L231 173L230 169L231 167H229L230 164H232L235 161V157L231 158V155H233V151L236 149V147H234L235 149L232 151L231 148L227 149L226 151H224V149L222 150H217V152L215 153H211V151L208 152V155L205 156H201L200 152L197 150L196 144L194 142H190V146ZM241 148V147H240ZM82 149V148H81ZM102 149V148H101ZM142 148H139V150ZM161 149V148H160ZM103 150V149H102ZM100 152V160H102V165L106 164L107 166L110 167L111 165V160L107 157L106 152L102 151ZM106 150V149H105ZM117 150V149H116ZM126 150V149H125ZM136 151L137 149H133V151ZM144 150V149H142ZM154 150V149H153ZM80 151V149H79ZM82 151V150H81ZM132 150L130 149V152H128L129 154ZM138 151V150H137ZM136 151V152H137ZM159 152L158 148L157 150H155L154 152ZM216 151V149H215ZM240 151V150H239ZM140 152V151H139ZM148 152V151H147ZM152 151V153H154ZM163 152V151H161ZM233 152V153H232ZM114 153V152H113ZM127 153V152H126ZM135 153V152H134ZM78 154V153H77ZM82 154V153H81ZM96 154V153H95ZM121 154V153H120ZM137 154V153H135ZM149 154V153H148ZM159 154V153H158ZM237 154V153H236ZM84 155V154H82ZM88 155V153H87ZM134 154H132L133 156ZM143 155V154H142ZM153 155V154H152ZM161 155V153H160ZM205 155V153H204ZM126 157L128 155H125ZM137 156V155H136ZM141 156V154H140ZM151 156V155H150ZM155 157V155H153ZM236 156V155H233ZM240 156V155H239ZM248 156V154H247ZM72 157V156H71ZM110 157V156H109ZM125 157V158H126ZM131 157V155H130ZM129 157V158H130ZM153 157V158H154ZM163 157V156H162ZM80 158V157H79ZM127 159L126 160H130L131 159ZM132 158V157H131ZM135 158V156L133 157ZM132 158V159H133ZM148 158V157H145ZM152 158V157H151ZM164 158V157H163ZM175 158V157H174ZM244 158V157H243ZM248 158V157H247ZM72 159V158H71ZM81 159V158H80ZM120 159V158H119ZM140 159V158H139ZM142 159V158H141ZM123 160V159H122ZM160 160H162L160 158ZM177 160V159H176ZM147 161V160H146ZM146 164L150 162H146ZM159 161V160H158ZM66 162V161H65ZM76 162V161H75ZM74 162V163H75ZM120 162V163H121ZM128 162V161H127ZM133 162V161H132ZM130 162V163H132ZM157 162V161H156ZM161 162V161H159ZM238 162V161H237ZM250 162V161H248ZM64 163V162H63ZM62 163V164H63ZM80 163V162H79ZM113 163V162H112ZM139 163V162H138ZM144 163V164H145ZM236 163V162H234ZM233 163V164H234ZM264 163V162H262ZM66 164V163H65ZM133 164V163H132ZM156 164V163H155ZM252 164V163H251ZM131 164H129L130 166ZM138 165V164H136ZM238 165V164H237ZM135 166V164H134ZM139 166V165H138ZM159 166V165H158ZM175 166V165H174ZM231 166V165H230ZM236 166V165H235ZM257 166V165H256ZM263 166V165H262ZM56 167V168H55ZM133 167V166H132ZM253 167V166H252ZM103 168V167H102ZM102 168H99L98 172L102 170ZM153 168V167H152ZM61 169V167L59 168ZM117 172L118 173V168ZM135 169V168H133ZM252 170V169H250ZM53 171V169L51 170ZM95 171V170H94ZM115 171V169L113 170ZM254 171V170H253ZM55 172V171H54ZM60 172V171H59ZM73 172V171H72ZM142 172V171H141ZM145 172V171H143ZM252 172V171H251ZM51 173V172H50ZM114 173V172H113ZM253 173V172H252ZM135 174V173H134ZM137 174V173H136ZM54 175V174H52ZM71 175V174H70ZM121 175V174H120ZM65 176H66V180H65ZM151 176V177H149ZM75 177V176H74ZM149 177V178H148ZM53 178V177H52ZM101 178V176L99 177ZM97 179V177H96ZM99 180V179H98ZM95 180V184L93 185V183L91 185V187H89V189L91 188L94 189L97 185L96 183H100L99 181ZM94 182V181H93ZM101 183V184H102ZM49 184V185H48ZM102 184V185H103ZM128 184V185H127ZM167 184V185H166ZM65 185V184H63ZM96 185V186H95ZM49 187L50 191L46 192L44 191L46 189V187ZM95 186V187H94ZM126 186H130L129 189L130 190V194L128 195H124V191L128 189H126ZM151 186H155L158 190L161 191V195L159 194L160 197V201L164 202L165 205L161 206L160 210L163 211L162 215L164 214V216H161V212H157L156 208L153 209V207L156 206L157 202H152V192L151 191ZM70 190V189H69ZM73 190V189H72ZM71 190V191H72ZM78 190V189H77ZM90 190V191H91ZM89 191V192H90ZM102 191V190H100ZM182 191V196L181 197H175V194H177L178 192ZM88 192V193H89ZM92 192V191H91ZM90 194H93L94 192H92ZM129 192V191H126ZM125 192V193H126ZM155 192V190L153 191V193ZM179 192V193H180ZM75 193V192H74ZM100 193V192H99ZM156 193V192H155ZM264 193V192H263ZM70 194H73L72 192H70ZM77 194V193H76ZM75 194V195H76ZM80 195V194H79ZM84 196V195H83ZM95 197L97 195H94ZM99 196V197H100ZM154 196V194H153ZM78 197V194H77ZM89 197V196H88ZM100 197V198H101ZM92 198V197H90ZM94 198V197H93ZM92 198V199H93ZM98 198V199H100ZM87 198H85L86 200ZM91 199V200H92ZM156 199V197H155ZM89 200V199H88ZM87 200V201H88ZM96 201V200H95ZM100 201V200H99ZM113 201V200H112ZM98 203V202H96ZM101 203V202H100ZM99 203V204H100ZM114 203L116 204V201H114ZM153 203V204H152ZM86 204V203H84ZM88 204V203H87ZM94 204V203H93ZM101 204V205H102ZM139 203H137L138 205ZM162 203H160L161 205ZM89 205V204H88ZM87 205V206H88ZM92 205V204H91ZM100 205V206H101ZM117 205V204H116ZM136 205V206H137ZM109 206V207H112ZM118 206V205H117ZM116 206V207H117ZM129 206V207H128ZM86 207V206H85ZM157 207V206H156ZM248 207V206H247ZM87 208V207H86ZM257 208L256 206L254 207V209ZM263 208V207H262ZM104 209V207H103ZM158 209V208H157ZM242 209V208H241ZM244 209V208H243ZM261 211V208H259ZM258 209V210H259ZM264 209V208H263ZM47 210V211H48ZM89 210V209H88ZM102 210V209H101ZM154 210L157 212L154 215ZM246 210V209H245ZM244 210V211H245ZM82 211V210H81ZM104 211V210H103ZM253 211V210H252ZM252 211L249 208V210L245 211L244 213H242V218L247 217V219H251L254 218L252 216ZM263 211V210H262ZM43 212V213H42ZM54 212V211H52ZM75 212V214H76ZM119 212V211H117ZM215 213L217 215H219V218L222 217H227L228 215H236L237 220L233 221L235 223H231L230 225H223L222 228L224 229H228V231L232 230L234 226H236V229H233V233H234V239L232 238V243L229 241V239H231L230 237H228V239L226 240L225 238H223V240L225 239L226 241H224V244H220L216 243V240H213L211 237H215L217 235H213L210 236L211 239H207V243L204 241L205 245L201 248L198 249L199 252L194 251L195 248H192L191 250V244L190 245H184L185 246V250L183 249V251H178L176 249L175 243L176 241H178V233L175 234L174 230L178 229L180 227L181 224H187L188 221H192L191 219L193 218H197L198 216H201L202 214L204 215V213L207 214H211V213ZM79 213V212H78ZM256 217L259 215L258 212H255ZM40 214V215H41ZM51 214V213H50ZM116 214V211H115ZM136 214V213H135ZM46 215V214H45ZM67 215V214H64ZM78 215V214H76ZM192 215H194L192 217ZM231 215V216H232ZM80 216V215H79ZM130 216V215H129ZM189 216V217H188ZM41 217V216H40ZM57 217V216H56ZM59 217V214H58ZM62 217V216H61ZM78 216H76L74 219H72L70 221V228L72 231H75L74 237L76 238L79 235V228L82 227L80 225H84L82 224L84 221L80 220L79 218H77ZM97 217V216H96ZM128 217V216H127ZM229 217V216H228ZM234 218V216H232ZM255 217V218H256ZM262 217V216H261ZM2 218V219H1ZM67 218V217H66ZM125 218V217H124ZM200 218V217H199ZM218 218V217H217ZM260 218V217H259ZM39 219V218H38ZM114 219V217H113ZM223 219V218H222ZM240 219V218H239ZM258 219V218H257ZM261 219V218H260ZM89 220V219H88ZM242 220V219H241ZM244 220V219H243ZM242 220V221H243ZM254 220V219H253ZM4 221V220H3ZM40 221V220H39ZM37 221V222H39ZM195 221V219H194ZM237 221V222H236ZM241 221V223H242ZM248 221V220H247ZM250 221V220H249ZM248 221V223H249ZM256 221V220H255ZM5 222V221H4ZM90 222V221H89ZM98 222V221H97ZM104 222V221H103ZM206 222V221H205ZM225 222V220H224ZM223 222V223H224ZM246 222V221H245ZM259 222V221H258ZM41 223V222H40ZM60 223V222H59ZM102 223V222H101ZM107 223V222H106ZM253 223V221L251 222ZM125 224V221H124ZM140 224V223H138ZM189 224V223H188ZM245 227L247 228H252L254 230L255 227L254 223L251 225L249 224V226L244 223ZM1 225V223H0ZM6 225V224H4ZM3 225V226H4ZM31 225V224H30ZM114 225L117 226L116 223H114ZM113 225V226H114ZM123 225V224H122ZM120 225V226H122ZM192 225V224H191ZM62 226V225H61ZM142 226V225H141ZM188 226V225H185ZM197 226V225H196ZM203 226V225H202ZM258 226V225H257ZM264 226V225H263ZM58 227V226H57ZM110 227V226H109ZM123 227V226H122ZM138 226L136 225L135 228H137ZM199 227V226H197ZM205 227V226H204ZM209 227V225H208ZM259 227V226H258ZM85 228V227H83ZM134 228V229H135ZM182 228V227H181ZM195 228V227H194ZM219 228V227H217ZM232 228V229H231ZM183 229V228H182ZM207 229V228H206ZM221 229V228H220ZM5 230V232H6ZM67 230V229H66ZM83 230V229H82ZM137 230V229H136ZM222 230V229H221ZM258 230V229H257ZM90 231V230H88ZM130 231V230H128ZM207 231V230H206ZM209 231V230H208ZM227 231V230H226ZM246 231V230H245ZM252 231V230H251ZM64 232V231H63ZM91 232V231H90ZM205 232V231H204ZM216 232V231H215ZM214 232V233H215ZM86 233V232H85ZM233 233L231 232H227V234L225 235L227 237L230 235H233ZM13 234L18 235L17 239H15L16 241L12 244L8 243V240L13 238ZM131 234L133 233V230H131ZM207 234V233H206ZM216 234V233H215ZM218 234V233H217ZM58 235V234H57ZM87 235V234H86ZM187 235V233H186ZM205 235V234H204ZM208 235V234H207ZM205 235V236H207ZM252 235V234H251ZM250 235V236H251ZM97 236V235H96ZM111 236V235H110ZM116 236V235H115ZM180 236V235H179ZM224 236V234H223ZM224 236V237H225ZM79 237V236H78ZM100 238V236H98ZM181 237V236H180ZM203 237V236H202ZM256 237V236H255ZM64 238V237H63ZM87 238V237H86ZM105 238V237H104ZM183 238V237H182ZM207 237H205L206 239ZM209 238V236H208ZM252 238V236H251ZM188 239V238H185ZM191 241V238H189ZM90 240V239H89ZM184 240V239H183ZM199 240V239H198ZM204 240V239H203ZM202 240V242H203ZM75 241V240H74ZM96 241V240H95ZM182 241V239L180 240ZM179 241V243H180ZM186 240H184L185 242ZM189 241V240H188ZM253 241V240H252ZM57 242V241H56ZM79 242V241H78ZM84 242V241H83ZM161 242L165 243V245L163 246V244L161 245ZM200 242V243H202ZM251 242V240H250ZM249 242V243H250ZM178 243V242H177ZM187 243V242H186ZM185 243V244H186ZM27 244V243H26ZM31 244V243H30ZM254 244V243H253ZM84 245V244H83ZM201 244H199L200 246ZM24 246V245H23ZM101 246V245H100ZM111 246V245H110ZM180 246V245H178ZM177 246V247H178ZM188 246V247H187ZM193 246V244H192ZM195 246V245H194ZM247 248H246V247ZM250 246V245H249ZM252 246V245H251ZM260 246V245H259ZM30 247V246H29ZM112 247V246H111ZM254 247V246H252ZM257 247V246H256ZM79 248V247H78ZM108 248V247H107ZM115 248V247H113ZM182 248V247H181ZM198 248V247H197ZM251 248V247H250ZM25 249V248H23ZM82 249V248H81ZM259 249V247H258ZM37 250V249H36ZM76 250V249H75ZM78 250V249H77ZM77 250L75 252L76 254V259L72 260L70 262V264H82V260H83V252H81V254H79V252L77 253ZM177 250V251H176ZM221 251L222 253L220 255H216L217 251ZM230 250V251H231ZM25 251V250H24ZM59 251V250H58ZM185 251V252H184ZM22 252V251H21ZM119 252V251H118ZM52 253V254H51ZM119 253H117L118 255ZM136 254V253H135ZM134 254V255H135ZM232 254V252H231ZM23 256V255H22ZM128 256V255H126ZM231 257V258H230ZM22 258V257H21ZM217 258V259H216ZM23 259V258H22ZM127 259V258H125ZM131 259V258H130ZM234 259V260H235ZM20 260V259H19ZM233 260V262H234ZM118 261V260H117ZM122 261V260H121ZM124 261V260H123ZM23 263V262H22ZM60 263V262H59ZM235 263V262H234ZM29 264V263H28ZM55 264V263H54ZM116 264V263H114ZM120 264V263H119Z\"/></svg>",
    "mask_w": 264,
    "mask_h": 264
}]
</instances>
